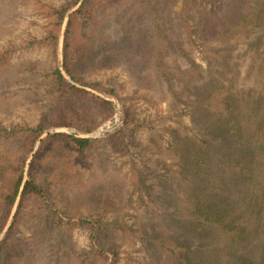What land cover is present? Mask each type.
Returning <instances> with one entry per match:
<instances>
[{"label":"rangeland","instance_id":"1","mask_svg":"<svg viewBox=\"0 0 264 264\" xmlns=\"http://www.w3.org/2000/svg\"><path fill=\"white\" fill-rule=\"evenodd\" d=\"M85 1L0 0V171L43 190L1 232L0 182V264H264V152L240 176L207 131L215 90L264 125V0H91L67 32Z\"/></svg>","mask_w":264,"mask_h":264},{"label":"trees","instance_id":"2","mask_svg":"<svg viewBox=\"0 0 264 264\" xmlns=\"http://www.w3.org/2000/svg\"><path fill=\"white\" fill-rule=\"evenodd\" d=\"M82 0H71V2L61 10L56 11V15L59 19V27H62L63 22L66 18L67 13L74 7L78 6L81 3ZM93 2V1H92ZM91 0L85 1L81 8L77 10L74 15H72L71 20L68 25V31L71 30L73 27V24H75V16L78 15H85L89 9H91L92 6ZM97 7V6H96ZM103 8V7H100ZM88 10V11H87ZM74 17V19H73ZM132 24V22L130 23ZM132 33L126 34L127 36L132 37L131 40L128 39L130 47L138 48L137 43L135 40V36H131ZM126 41V42H128ZM119 43V42H118ZM71 47V44L69 42H66V47L64 51V58H65V72L72 77L74 80L77 79V76L75 74L76 68V59L72 56L71 51L69 50ZM105 49L109 46V42L104 44ZM55 81L57 85L61 88H70L73 91L76 92H82L75 86H71L62 72L57 71V77L55 78ZM220 90H215L212 92L208 98V105L211 106L212 101L219 100V106L215 107V109L211 108L212 111V125L208 127V133H214L215 135V149L217 151L223 152L222 155H224V158L227 160V164H231L236 169L238 175H243L246 173V168H249V166H243L245 164L244 159V152H242L245 145H247L250 149V146H252L253 153H261L264 152V125L263 123L259 122L255 125L254 128H251L250 132L253 134L249 135V130L245 128L242 121L243 116L239 112V110L232 104L230 101L231 93H228L226 96L223 97V99H220ZM26 134L30 133L31 137H33V144L40 139V137L43 135V130L40 128H27L26 130H23ZM55 137L58 138H64L67 140L73 141L78 147H81L82 149H85L90 146L91 140L89 139H82V138H74L69 137L65 134H56ZM245 141V142H243ZM243 142V143H242ZM248 142V143H247ZM33 170L29 172V180H25V169L24 166H19L18 168L9 171H0V182L4 184L3 189V195H4V203L9 205V210L7 211L6 218L3 223V228L1 229V232L4 231L9 218L12 214V210L15 207L18 198H20V205L18 212L15 216L17 219L19 212L21 211L23 205L25 204V201L27 199L33 198V197H39L42 194V189L37 185L35 176L33 175ZM252 179V178H251ZM258 179V177H257ZM256 179V180H257ZM16 223V221H15ZM15 223L10 228L8 234L10 233L11 229L15 226ZM82 224L89 225V220H82ZM9 236V235H8ZM3 247V246H2ZM1 247V248H2ZM0 248V250H1Z\"/></svg>","mask_w":264,"mask_h":264},{"label":"built area","instance_id":"3","mask_svg":"<svg viewBox=\"0 0 264 264\" xmlns=\"http://www.w3.org/2000/svg\"><path fill=\"white\" fill-rule=\"evenodd\" d=\"M119 122H120L119 117H116V118H115V123L118 124ZM108 127L111 128V126H108Z\"/></svg>","mask_w":264,"mask_h":264}]
</instances>
